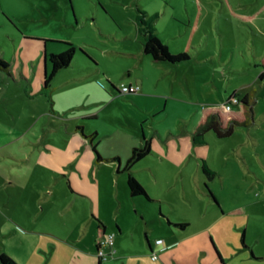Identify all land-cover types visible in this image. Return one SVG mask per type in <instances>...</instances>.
Here are the masks:
<instances>
[{"label":"rangeland","instance_id":"rangeland-1","mask_svg":"<svg viewBox=\"0 0 264 264\" xmlns=\"http://www.w3.org/2000/svg\"><path fill=\"white\" fill-rule=\"evenodd\" d=\"M137 7L149 16L160 14L154 26L159 39L171 53L186 51L188 58L173 64L178 66L176 70L167 72L169 67L165 63L153 61L143 52L135 23ZM65 42L76 47L72 63L60 70L50 86L45 87V66L48 70L51 68L49 60L47 64L45 62V52L48 55L59 53L66 49ZM263 53L264 0H0V60L9 66L11 73H17L18 78L16 81L12 75L11 85L0 87V120L11 134L22 133L27 128L28 120L21 111V104L29 85L34 86L38 100H45L50 110H60L62 103L68 101L77 103L86 96L100 98L96 87H100L98 80L108 84L102 76L79 75L100 67L115 77H128L126 66H140L141 61L160 65L154 66L158 69L152 68L151 72L160 74L161 89L170 97L186 99H170V116L163 113L155 118L150 116L145 124L151 132L165 128L164 123L177 124L180 128L184 120L177 116L178 109L194 123L191 112L197 108L223 105L235 93L243 95L252 91V125H238L234 133L225 138L209 133L215 141L209 140L205 146L210 150L209 155L215 158L212 164V169L217 172L215 181L201 171L197 174V160H194L193 177L187 183V202L183 203L177 197L179 188L169 189L165 194L171 197L175 213L190 212L200 225L203 223L202 210L222 214L217 211L218 204L204 194L206 186L212 184L215 195L221 198L226 209H241V214L223 216L226 226H215L219 231L214 232L220 235L219 244L224 253L234 257L236 245L242 244L239 238L247 225L248 239L257 244L258 252L264 253V78L260 77L264 72L260 65ZM0 66L4 65L0 63ZM26 67L32 72L31 81L18 72L20 69L25 71ZM2 73L7 76V71H0ZM14 92L18 95L12 98L10 95L14 96ZM120 113L124 118L121 107L111 105L103 114L105 121L92 122L100 131L116 130L113 139L103 138L105 149L119 147L117 145H121L122 138L126 137L124 128L119 125L120 122L126 124L121 121ZM145 124L142 122L139 127L144 129ZM82 136L92 144L90 138ZM139 165L140 162L134 167ZM126 178V173H121V189L113 183L109 194L110 209L121 204L123 217L128 221L111 256L134 255L129 257L130 264L146 260V256L155 260L147 239L153 243L156 237L165 236L168 223L165 221L166 226L161 225V203L144 195L131 196L124 185ZM200 179L206 181L198 183ZM163 206L166 208V203ZM238 224L241 226L240 237L237 235ZM186 249L181 246L170 249L166 257L170 260L182 257L185 261L183 251ZM188 249L190 253L186 252L195 259L194 264H222L211 242L209 246ZM161 256L159 254L158 259ZM205 256L207 258L201 262ZM230 261L238 264L236 258ZM254 264H264V260Z\"/></svg>","mask_w":264,"mask_h":264},{"label":"crops","instance_id":"crops-1","mask_svg":"<svg viewBox=\"0 0 264 264\" xmlns=\"http://www.w3.org/2000/svg\"><path fill=\"white\" fill-rule=\"evenodd\" d=\"M162 63L169 67V73L178 67L172 63ZM140 64L126 66L128 77H115L112 72L100 67L79 75H93V78L102 76L110 87L104 82L105 86L102 87L98 80L102 88L100 90L96 86L100 98L86 96L77 103L68 101L62 103L60 110H50L45 100H38L34 86L29 85L21 104V111L28 120L27 128L22 133L11 134L0 120V255L5 253L18 264H130L129 257L134 255L111 256V250L127 228L128 221L123 217L121 204L110 209L112 200L109 194L113 183L121 186V173L127 175L124 185L130 193L127 160L132 149L141 145L145 136L151 139L152 151L139 161L137 168L134 166L139 162L132 167V173L146 188L152 200H159L161 225L166 226L164 222L167 221L168 226L164 237H156L153 243L147 239L150 253L161 254V260L158 257L151 260L146 256V260H136L132 264H194L195 259L189 255L188 248L209 246L210 242L215 246L220 261L221 256L225 264H231L230 260L234 258L238 264H254L255 261L264 260V253L258 252L257 244L247 237L248 225L243 230L247 247L242 243L243 234L240 237L241 226L238 224L237 235L242 244L236 245L233 258L224 253L219 244L220 235L214 232L219 231L215 226H226L223 216L241 214V209H226L221 198L215 195L217 193L212 184L208 186L218 200L217 211L222 213L221 216L209 209L202 210L203 223L198 225L190 212L175 213L173 210L171 197H167L165 191L179 188V191L176 190L179 194L177 197L181 202H187V183L194 173L192 164L197 160V174L198 171L204 173L203 160L213 168L215 158L209 155L210 150L205 144L215 139L209 134L213 131H208L204 143L193 141L192 131L202 118V106L191 112L195 117L194 123L188 121L183 110L178 109L177 116L184 120L180 128L177 124L172 126L164 123L165 128L148 131V124L145 123L150 116L155 118L162 113L170 116V99H186L175 95L170 97L161 89L160 74L151 72L152 68L158 69L154 66L160 65L142 61ZM0 71H7V76L4 75L6 73L0 74V87L11 85L12 75L18 81L17 73H11L8 69ZM18 72L31 81L32 72L28 67ZM122 83L139 84L141 89L137 93L121 94L119 87ZM16 94L14 92V96H10L15 98ZM111 105H119L122 109L124 118L120 113L121 121L126 124L120 122L119 125L124 128L126 137L122 138L121 145H117L119 147L105 149L103 138L113 139L111 137L116 130L108 128L100 131L92 122L105 121L103 114ZM234 108L237 106L234 105ZM142 122L145 124L144 129L139 127ZM83 134L90 138L92 144L83 138ZM92 135L93 140L90 137ZM215 177L210 180L214 182ZM202 181L206 180L200 179L198 183ZM204 194L208 196L206 189ZM99 229L102 239L113 235V243L102 245V250L109 254L106 258L97 253ZM159 238L164 240L166 246L163 251L160 250L162 244L156 243ZM180 246L187 248L183 251L185 261L182 257H172L173 261L167 259L166 253ZM206 258L203 257L201 262Z\"/></svg>","mask_w":264,"mask_h":264},{"label":"trees","instance_id":"trees-1","mask_svg":"<svg viewBox=\"0 0 264 264\" xmlns=\"http://www.w3.org/2000/svg\"><path fill=\"white\" fill-rule=\"evenodd\" d=\"M159 13L148 15L146 11L137 7L135 23L139 36L142 39L143 52L150 56L155 61H162L168 63H179L186 60V51L181 53H171L169 48L162 43L159 39L156 28L154 26L155 19L159 17ZM49 42V39H45ZM66 49L59 53L52 52L49 55L45 52V62L49 60L51 68L44 71V84L45 87H49L51 81L56 74L71 65L72 60L76 53V47L71 42H65ZM0 63L4 66H0L2 69H8L9 66L0 60ZM260 65L264 67V53L260 57ZM261 78H264V72L261 73ZM102 83V82H101ZM109 83H111L109 81ZM100 84V82H99ZM105 86V85H104ZM232 98L237 99V103L234 104L237 108L228 110L225 106L220 105L217 107H202V118L192 131L193 141L195 143H204L205 134L208 131H213L218 137L225 138L231 136L236 126H250L254 123V109H253V93L252 91L239 96L235 93L226 102H230ZM233 105V106H234ZM82 126H78L81 128ZM93 140L94 135L90 136ZM94 144V143H93ZM94 149L97 151L94 144ZM152 151L151 139L144 136L141 145L132 149L131 155L127 160L126 168L128 169V186L132 196L144 195L147 199L152 200L146 188L140 183V181L132 173V167L145 158ZM101 158V157H100ZM202 169L208 179H213L216 175V171L211 169L206 161L202 162ZM206 193L210 198L218 205V200L212 193L211 189L206 186ZM102 231L99 229L97 237V253L100 257V250L102 248ZM242 243L247 247L244 240V233L242 235ZM103 258V257H102ZM222 264H225L223 258L220 256ZM0 264H18L12 257L3 253L0 255Z\"/></svg>","mask_w":264,"mask_h":264},{"label":"built area","instance_id":"built-area-1","mask_svg":"<svg viewBox=\"0 0 264 264\" xmlns=\"http://www.w3.org/2000/svg\"><path fill=\"white\" fill-rule=\"evenodd\" d=\"M100 85L102 87H104V84L100 82ZM141 89V86L139 84H125L122 83L121 86L119 87L120 93L122 94H130V93H137L139 92ZM237 103V99L236 98H232L230 102H225L223 104V106H225L226 109L231 110L233 108V105ZM113 235H108L106 237V239H102V245H104L105 243H113ZM157 244H162L160 250L163 251L166 249V246L164 245V240L159 238L156 240ZM100 255L104 258L108 257L109 254H107L106 252H104V250H100ZM158 257V255L156 254V252L152 253V258L156 259Z\"/></svg>","mask_w":264,"mask_h":264}]
</instances>
